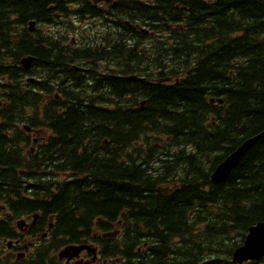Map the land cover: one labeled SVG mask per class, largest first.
Instances as JSON below:
<instances>
[{
	"label": "trees",
	"instance_id": "16d2710c",
	"mask_svg": "<svg viewBox=\"0 0 264 264\" xmlns=\"http://www.w3.org/2000/svg\"><path fill=\"white\" fill-rule=\"evenodd\" d=\"M104 3L0 0V75L12 79L21 58L32 54L51 76L63 68L69 78L63 94L74 99L62 115L50 104L51 150L35 156L37 162L26 169L39 173L59 167L75 173V179L55 183L41 176L35 191L46 199L35 206L55 216L69 242L89 237L97 218L114 222L124 212L126 251H118L116 242L115 254L125 256V264L148 262L134 253L144 225L154 264H182L169 255L190 263L204 250L199 243L231 252L248 228L264 219V0ZM72 13L114 16L116 26L124 28L107 50L71 52L76 57L70 59L91 63L89 75L97 78L91 94L82 85L84 72L56 52L59 45L26 28L32 19L53 24ZM105 58L114 70L100 67ZM70 79L77 81L74 90ZM99 88L114 97V109L92 107ZM23 94L17 104L41 101ZM10 109L0 111V206L15 213L17 203L10 197L23 194L24 182L6 132L13 124L4 120ZM257 134L261 137L229 177L215 184V166ZM1 221L0 234L7 227ZM201 225L203 231L196 233ZM174 238L182 243L176 250L170 247Z\"/></svg>",
	"mask_w": 264,
	"mask_h": 264
},
{
	"label": "flooded vegetation",
	"instance_id": "af4514ba",
	"mask_svg": "<svg viewBox=\"0 0 264 264\" xmlns=\"http://www.w3.org/2000/svg\"><path fill=\"white\" fill-rule=\"evenodd\" d=\"M22 91L23 89L21 88L12 94L13 97H16L15 101L22 96ZM45 96L49 97L50 94ZM55 97H59V95H55ZM15 101L12 105L13 121H23L22 123L27 130L25 129L21 137L17 136L15 138L13 151L14 155L25 160L29 159L30 156L39 155L43 150L44 136L41 134L43 132L40 126L42 124L41 117L27 107L20 109ZM49 105V102L47 103L46 101H42L37 105L38 111L44 113L45 126H48L47 121L50 118V115L46 114L49 111ZM9 118L11 119L12 117ZM6 149L8 150L9 148L6 147ZM27 199L31 200L32 198L28 197ZM22 217L25 220L22 228H18L16 223L15 228L11 231L10 235L13 243L9 245L6 239H2L0 244V264H111L109 260L101 258L99 246L96 248V254L84 250L77 257L70 260L61 259L59 253L68 244L56 250L57 241L55 243L52 242V231L55 228L54 216L31 212ZM54 239L57 240V238ZM173 258L176 262L179 261L175 255Z\"/></svg>",
	"mask_w": 264,
	"mask_h": 264
},
{
	"label": "water",
	"instance_id": "95a60500",
	"mask_svg": "<svg viewBox=\"0 0 264 264\" xmlns=\"http://www.w3.org/2000/svg\"><path fill=\"white\" fill-rule=\"evenodd\" d=\"M30 31L34 30L35 22H30ZM30 63L31 58L23 60ZM261 134L247 138L243 143L233 151L220 165H218L213 174L212 179L218 183L225 180L232 170L239 164L240 160L248 153L251 147L259 140ZM84 247H67L62 256L71 255V250L75 249L78 253ZM264 255V221L258 222L250 227V233L247 235L245 245L235 252V260L243 262L249 259H260Z\"/></svg>",
	"mask_w": 264,
	"mask_h": 264
},
{
	"label": "rangeland",
	"instance_id": "374dc122",
	"mask_svg": "<svg viewBox=\"0 0 264 264\" xmlns=\"http://www.w3.org/2000/svg\"><path fill=\"white\" fill-rule=\"evenodd\" d=\"M89 21V20H88ZM74 26L77 27V30L75 28V30H71L68 34H66V31H65V26L62 24L61 25V28L60 27H51V30H53L54 33H58V31L62 32V34L65 36V35H68L69 36V39L71 38H82V43L83 44L85 38L83 37H87L88 39H94L96 38L98 35H96L94 33V31L96 30V26H101V21H99V23H96V25H94V27L91 29L92 32H90L89 30L86 32V29L85 28H89L90 25H88L87 23L88 22H80L77 18L76 20H74ZM70 24H73V20H72V23ZM41 28H43V30L45 32H48L50 30V28H48V26H40ZM102 31H104V29H102ZM63 75V74H62ZM65 78V77H64ZM206 247H208L207 249V252H208V259L207 261L204 263V264H226L227 262V258H228V251L227 250H223V249H217V250H212L209 245H206ZM181 260V258H180Z\"/></svg>",
	"mask_w": 264,
	"mask_h": 264
},
{
	"label": "bare ground",
	"instance_id": "6f19581e",
	"mask_svg": "<svg viewBox=\"0 0 264 264\" xmlns=\"http://www.w3.org/2000/svg\"><path fill=\"white\" fill-rule=\"evenodd\" d=\"M56 59H59V58H56ZM42 63H43V61H42ZM58 72L59 73H61V78L62 77H66V78H68V76H67V74L65 75V71L63 70V68H59L58 69ZM63 74V75H62ZM65 79V78H64ZM69 79V78H68ZM71 80V82H73L74 84H73V86H72V90H74L75 88H76V83H77V81H74V80H72V79H70ZM204 247V250H206L207 251V249H208V247H206V245L205 246H203ZM201 251V250H200ZM198 256V254H196V256L194 257V258H196ZM180 262H182V264L186 261H181V260H179Z\"/></svg>",
	"mask_w": 264,
	"mask_h": 264
}]
</instances>
